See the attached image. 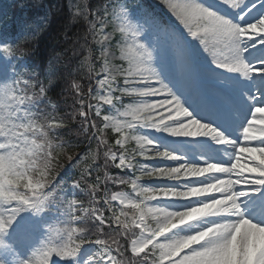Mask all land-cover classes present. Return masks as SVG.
<instances>
[{
	"label": "snow or ice",
	"instance_id": "snow-or-ice-1",
	"mask_svg": "<svg viewBox=\"0 0 264 264\" xmlns=\"http://www.w3.org/2000/svg\"><path fill=\"white\" fill-rule=\"evenodd\" d=\"M162 3L69 5L64 110L0 33V264H264V0Z\"/></svg>",
	"mask_w": 264,
	"mask_h": 264
},
{
	"label": "trees",
	"instance_id": "trees-1",
	"mask_svg": "<svg viewBox=\"0 0 264 264\" xmlns=\"http://www.w3.org/2000/svg\"><path fill=\"white\" fill-rule=\"evenodd\" d=\"M71 1L19 0L11 11L12 20L8 29L17 38L21 34L22 26H26L24 31L35 33V38L28 44L21 42L19 45L21 49L27 50L23 58L29 62V70H34L42 80L47 73H56L55 87L50 95L52 102L61 110L66 109L65 101L71 103L70 80L78 79L86 71V67L80 72L75 71L78 61L87 53L79 47L83 41L77 43L78 37L83 34V28L70 20ZM95 47L93 46L94 50ZM94 54L98 55V52L94 51ZM80 139L76 152L88 147V141ZM70 172L79 174L78 169H71ZM100 175L103 176V170Z\"/></svg>",
	"mask_w": 264,
	"mask_h": 264
},
{
	"label": "rangeland",
	"instance_id": "rangeland-1",
	"mask_svg": "<svg viewBox=\"0 0 264 264\" xmlns=\"http://www.w3.org/2000/svg\"><path fill=\"white\" fill-rule=\"evenodd\" d=\"M14 1L15 0H0V33H5L4 32V30H5V28H4V21H5V16L7 14V8ZM157 2L158 3L156 5V8H157V10L160 13L161 12L164 13V15H163L164 18L178 24V21L175 20V17L172 16L171 13H170V11L163 5L162 0H157ZM79 4L82 5L83 4V1H81ZM196 43H198V41ZM201 49H202V46H201ZM0 55H3L2 52H0ZM200 58H201V60H204V61L210 60L209 54L208 53H204L202 50L200 52ZM213 67H214V65H213ZM2 83H3V81H0V86H2ZM134 99L135 98H133V97H129V99H127L126 97L123 98L125 104L131 103L130 100H134ZM138 159H141V158L138 157ZM163 166L167 167V166H176V165H175L174 162H170V163L165 162L163 164ZM153 179H156V178H153ZM144 182L145 183H150V181H144ZM170 182L171 183H181V181H170ZM128 191H130V189Z\"/></svg>",
	"mask_w": 264,
	"mask_h": 264
}]
</instances>
